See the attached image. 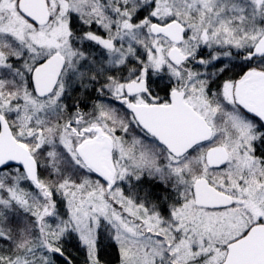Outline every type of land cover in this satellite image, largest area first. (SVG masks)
<instances>
[{
	"label": "snow or ice",
	"instance_id": "snow-or-ice-1",
	"mask_svg": "<svg viewBox=\"0 0 264 264\" xmlns=\"http://www.w3.org/2000/svg\"><path fill=\"white\" fill-rule=\"evenodd\" d=\"M0 264H264V0H0Z\"/></svg>",
	"mask_w": 264,
	"mask_h": 264
}]
</instances>
